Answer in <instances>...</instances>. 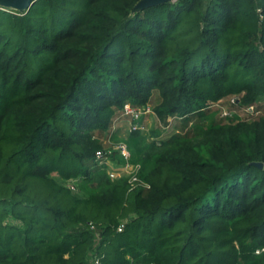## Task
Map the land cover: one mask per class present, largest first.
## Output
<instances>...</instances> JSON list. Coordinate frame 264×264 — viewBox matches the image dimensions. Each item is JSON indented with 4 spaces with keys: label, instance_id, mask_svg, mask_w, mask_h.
<instances>
[{
    "label": "trees",
    "instance_id": "16d2710c",
    "mask_svg": "<svg viewBox=\"0 0 264 264\" xmlns=\"http://www.w3.org/2000/svg\"><path fill=\"white\" fill-rule=\"evenodd\" d=\"M140 1L0 9V264H264V116L133 131L149 187L111 180L92 133L155 96L162 121L264 101V0Z\"/></svg>",
    "mask_w": 264,
    "mask_h": 264
},
{
    "label": "rangeland",
    "instance_id": "374dc122",
    "mask_svg": "<svg viewBox=\"0 0 264 264\" xmlns=\"http://www.w3.org/2000/svg\"><path fill=\"white\" fill-rule=\"evenodd\" d=\"M237 99V100H236ZM235 101V102H234ZM156 96L150 100L147 107H151V112L142 116L141 129L138 130L141 135L147 138L150 142H162L168 140L176 133L193 134L201 127H207L215 120L228 121V117L239 115L242 120L252 121L256 117L264 116V101L254 105V109H243L239 105V98L237 97H224L217 103L213 104L210 110L209 119L201 116H196L189 119L180 117H168L166 121H162L154 112ZM236 104V106H232ZM259 104H262L259 107ZM129 106L130 109L135 111L143 109L142 106L126 102L122 109L106 123L105 127L95 129L93 133L94 139L99 140L103 150L108 154L111 164L108 167L109 172H117L119 176L131 177L133 174L132 166L127 167L126 163H121L116 158L119 154V144L125 142L132 134L135 119L131 114H124L125 107ZM115 156L112 157V156ZM76 190V189H75ZM82 195L83 192H81Z\"/></svg>",
    "mask_w": 264,
    "mask_h": 264
},
{
    "label": "built area",
    "instance_id": "2783aa9c",
    "mask_svg": "<svg viewBox=\"0 0 264 264\" xmlns=\"http://www.w3.org/2000/svg\"><path fill=\"white\" fill-rule=\"evenodd\" d=\"M178 0H174V2H176ZM235 102V101H234ZM255 107H256V104H255ZM254 109V105H250L248 107H246V110L248 109ZM151 112V107H146V108H143L141 110H137L135 111L134 109H130L129 106H126L125 107V110H124V114H131V116L135 119V123L133 125V129L134 130H140L141 129V120H142V116L145 115V114H148ZM119 153L123 156V158L127 161L126 163V166L127 167H130L132 166V170H133V174L130 178V183L133 185V187H136L138 185H145L143 184L142 182H140V180L137 178L136 176V173L139 171L140 169V166L139 165H132L129 163V159L131 157V152L126 144V142H122L119 144ZM96 156H97V159H98V162L100 165H105L107 167H109V165L111 164L110 160H109V156L108 154L104 151V150H100L96 153ZM109 176L111 178V180H117L119 178H121V176H119V174L117 172H109ZM124 177V176H122ZM146 187H149L147 185H145ZM70 187L72 189H74V185H70ZM121 230V228H120ZM259 253V251H258ZM89 264H102L101 263V260L100 258L98 257H93L91 260H90V263Z\"/></svg>",
    "mask_w": 264,
    "mask_h": 264
},
{
    "label": "water",
    "instance_id": "95a60500",
    "mask_svg": "<svg viewBox=\"0 0 264 264\" xmlns=\"http://www.w3.org/2000/svg\"><path fill=\"white\" fill-rule=\"evenodd\" d=\"M37 0H0V9H11L18 12H25L29 10ZM174 0H141L134 8V13L141 12L142 10L158 6L165 3H172ZM258 167H263V163H255Z\"/></svg>",
    "mask_w": 264,
    "mask_h": 264
}]
</instances>
